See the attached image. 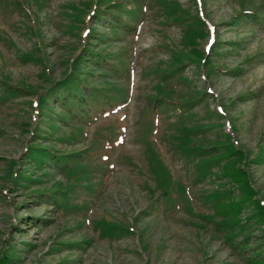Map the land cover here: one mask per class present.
Instances as JSON below:
<instances>
[{
    "label": "rangeland",
    "instance_id": "rangeland-1",
    "mask_svg": "<svg viewBox=\"0 0 264 264\" xmlns=\"http://www.w3.org/2000/svg\"><path fill=\"white\" fill-rule=\"evenodd\" d=\"M85 40L117 69L79 66L106 107L37 113ZM0 80L31 90H0L6 264H264V158L242 199L223 149L264 151V0H0ZM34 144L57 161L35 163Z\"/></svg>",
    "mask_w": 264,
    "mask_h": 264
},
{
    "label": "trees",
    "instance_id": "trees-1",
    "mask_svg": "<svg viewBox=\"0 0 264 264\" xmlns=\"http://www.w3.org/2000/svg\"><path fill=\"white\" fill-rule=\"evenodd\" d=\"M106 15L111 19H113L114 24L120 26L122 31L125 30L129 31V28H126L127 26L129 27V24L124 23L127 21L123 19L121 13L109 11L106 13ZM102 17L103 16H99V18ZM194 32L204 34L203 31L200 29H196ZM191 36H194V34L191 33V35H189V38ZM86 41L87 40L84 41V45H82L80 48L75 49L74 54L71 56L69 65L66 68L63 77L52 82L50 87L42 89L37 94V97L31 103L33 108H36L37 113L43 114L42 109L45 108V106L46 107L51 106V108H53L52 104L57 102L63 108L62 118L64 114L66 115L71 114L73 117H77L80 120L87 121L86 119L90 117L89 113L91 110H93L94 108H97L98 110H103L102 108L106 107V104L109 101L110 94L94 86H89L86 83L87 82L86 79L82 76V71L81 69H79V66L83 62L87 61V58L85 57H86V53L87 54L89 53V55H91V57L94 59L95 63L99 65H106L108 69H115V71H117V69L113 65L112 60L109 58L108 55H106L101 50L96 51L95 49L90 48L86 43ZM189 42H193L192 38L189 39ZM194 56L198 59L202 58L199 52H196ZM204 61L207 62L208 59L204 58ZM181 66L176 65L175 66L176 69L172 70L168 74L167 73L165 74L166 77L170 78L172 76L171 74L181 72L182 69ZM232 70L234 69H231V71ZM84 71L87 73L88 66L84 67ZM123 72L124 70H122V73ZM124 73L127 74L126 72ZM0 81H1L0 90H1V94L3 93L2 94L3 96L17 92L19 93L20 91L31 92L30 89L13 86L5 80H0ZM113 126L112 124L110 125V127ZM77 127L84 128V125L78 123ZM235 143H236L235 140L231 139L230 141L225 142L226 145L223 146L226 156L237 155L239 160L236 161H239L241 163V166H239L238 168L235 169L234 167H232V169H229L228 175L233 180L238 182L239 185L241 186L240 191L243 195L241 196V198L250 199L251 196L256 194V192L249 178L247 165L252 162L254 163L261 161L262 158H264V153H263L264 151L259 147H257L248 154L246 151H244L241 148V146H236ZM215 145L208 147L206 151L213 152L214 149H217L218 146ZM26 152L27 155L37 164L46 161L48 158L51 159L53 158L54 161L55 160L57 161L56 158L58 157L57 155L52 154L50 150L46 148H42L41 146L35 144L29 146ZM258 201L259 200H257L256 203L257 205L255 206L258 209L257 212H259V214H262L264 212L263 211L264 206L262 205V203H259ZM1 253H0V264H6L9 260V257Z\"/></svg>",
    "mask_w": 264,
    "mask_h": 264
}]
</instances>
